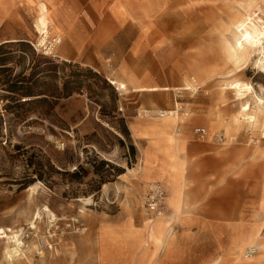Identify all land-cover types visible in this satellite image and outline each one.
I'll return each instance as SVG.
<instances>
[{"label": "rangeland", "instance_id": "rangeland-1", "mask_svg": "<svg viewBox=\"0 0 264 264\" xmlns=\"http://www.w3.org/2000/svg\"><path fill=\"white\" fill-rule=\"evenodd\" d=\"M104 5L107 9L110 2ZM106 9L99 10L94 19L95 25L103 26V33L88 35L86 49L70 61L33 47L37 37L31 9H14L0 28V226L26 228L29 264H40V252L43 259L65 264H71L73 252L78 264H89V257L95 260L93 264H100L99 227L105 224L120 229L129 221L140 227L150 217L144 207L149 186L161 183L168 195L165 183L140 180L138 168L147 142L133 134V122L144 125L148 117L140 114L145 109H178L179 102V113L186 118L180 130L189 140L184 155L189 182L185 194L193 219L189 235L177 242L180 252L164 264H208L219 243L208 231L209 223L215 225L224 243L244 224L258 221L264 137L260 130L248 127L235 131L227 142L225 162H215L221 144L228 140L224 131L214 139L207 134L201 140L193 129L203 126L209 131L216 115L230 119L236 113V96L220 94L226 76L211 77L196 90L132 88L181 85L196 66H212L208 59L218 50V40L207 37L201 42L192 31L197 20L178 16L162 19L160 34L149 43L142 20L120 23ZM202 22L199 18L198 23ZM14 28L17 34L9 33ZM207 32L204 28L201 35ZM6 39L17 40L1 43ZM107 77L132 80L135 86L120 91ZM225 79L249 82L264 97V72L253 63ZM125 113L132 118L127 120ZM120 123L128 137L118 129ZM59 142L66 144L64 150L58 148ZM254 146L260 149L257 155L250 152ZM104 160L122 172L109 168L112 174L101 181L100 172L108 169L102 165ZM39 166L42 177L34 172ZM225 175L242 183L230 185L223 180ZM32 184L37 187L34 193L28 190ZM44 204L57 219L51 221L42 212L37 229H28V219ZM166 210L171 212L167 203Z\"/></svg>", "mask_w": 264, "mask_h": 264}, {"label": "bare ground", "instance_id": "bare-ground-1", "mask_svg": "<svg viewBox=\"0 0 264 264\" xmlns=\"http://www.w3.org/2000/svg\"><path fill=\"white\" fill-rule=\"evenodd\" d=\"M22 5L35 12L33 32L37 41L33 42L34 44L44 46L51 43L52 48L47 52L67 61L71 59L69 50L77 48L80 51L83 47L84 36L64 27L73 22L68 18L62 19V8L54 0H0V10L5 13L12 7ZM110 11L120 23L142 20L145 26L144 37L149 43L160 34L162 19L178 16L197 20L192 31L198 35L201 42L210 37L216 38L219 43L218 50L208 59L212 66L197 64L193 75L184 77L181 85L135 86L132 80L107 77L120 91L128 92L131 85L135 86L132 88L134 91L196 90L200 88V83H206L211 77H229L237 72H244L251 63L264 72V0H114ZM199 18L203 19L200 24ZM204 28H207L208 32L201 35ZM7 41L10 40L3 42ZM226 77H223L220 83V94L225 96L226 93L232 92L239 106L230 119L216 115L208 125L210 139H214L222 130L228 138L221 144L223 149L217 151L219 157L215 162L219 163L225 162V155L229 151L226 148L230 144L227 142L233 139L235 131L248 127L260 130L264 137V97L258 94L249 82L229 80L225 79ZM176 106L178 109H145L140 116L148 117V121L144 125H139V122L133 125V134L147 142L138 168L140 180L146 184L158 181L165 183L168 190L166 203L171 212L167 214L166 211L161 216L149 215L140 227L133 226L130 221L125 222L120 229L102 224L97 238L100 246V264H164L180 252L177 246L179 239L189 235L188 229L193 218L186 201L185 191L189 182L184 158L189 150V140L185 132L180 130L186 118L179 113V102ZM234 152L238 154V151ZM250 152L257 155L260 149L254 146ZM224 179L230 185L242 183L241 179L229 180L226 175ZM36 189L33 184L28 187L31 193ZM258 193L256 191L255 195H259ZM262 195L255 214L258 221L244 224L237 235H230L224 243L220 242L216 227H208L213 239L219 241L217 254L208 264H227L229 260L264 264V225L261 227L264 223V186ZM140 203L143 205V201ZM42 212L51 221L57 219L56 213L44 204L28 219V229H37V222L43 218ZM27 236L25 227L0 226V264L30 263L27 253L31 248L24 241ZM253 247L257 249L258 254L248 256L247 252ZM40 253V258L43 259V252ZM88 259L89 264L95 261L92 257ZM70 260L71 264H78L74 252Z\"/></svg>", "mask_w": 264, "mask_h": 264}, {"label": "crops", "instance_id": "crops-1", "mask_svg": "<svg viewBox=\"0 0 264 264\" xmlns=\"http://www.w3.org/2000/svg\"><path fill=\"white\" fill-rule=\"evenodd\" d=\"M113 1L114 0H54V2L56 4H59L60 7L62 8L61 9V13H63L62 19L68 18L69 20H71L73 22V23H71V25H69V26L65 25L64 27L66 29H71V31L76 33V34L83 35L85 38V40L83 42V47L80 49V51L77 48L72 49L75 53H74V55L70 54L71 55L70 60H74L75 58L80 56L81 51L86 49V47H87L86 40H87L88 35L93 34V33H96V34L97 33H103L102 31H100V29L103 26L102 25L101 26L95 25L96 23L94 22V19H95V16L98 14L97 12L99 10H105L106 9L104 4L110 2V5H111L113 3ZM21 7L26 8L23 5ZM16 8H18V7H12V9L9 10L7 13H5L3 10H0V16L3 15V16H1L2 21L0 22V28L3 27L4 24H6L8 17H10L11 12ZM81 11H82V13H81ZM106 11L113 17V15L110 11V6H109V8L106 9ZM104 17H106V16H104ZM9 33L17 34L16 28H14V30L10 29ZM6 40L15 41L12 39H6ZM3 41L1 43H4ZM134 110H135V108H134ZM128 114L129 113H127V114L125 113L127 120H128V118H132L130 116V114H129V116H128ZM134 123H136V121L133 122V124ZM127 124L130 128L129 122ZM193 134L195 135L194 131H193ZM207 134H208V131H207ZM195 136H197V135H195ZM199 139H201V138H199ZM166 198H167V192H166ZM144 207H145V205H144ZM146 211H147L148 215L154 216L150 212H148L147 209H146ZM166 211L167 210H166V205H165V212ZM211 225H214V224L209 223L208 227H210ZM217 250H218V244L216 245V251H214L215 253H214L213 257L217 254ZM38 254H39V256L41 255V253H38ZM174 257H175V255H173V258ZM36 260H38V259H36ZM230 262H231V260H229V262H227V264H229ZM39 263L40 264H65L63 261H55V260H51V259H41V258H39ZM4 264H16V263L4 262ZM33 264H35V263H33Z\"/></svg>", "mask_w": 264, "mask_h": 264}, {"label": "built area", "instance_id": "built-area-1", "mask_svg": "<svg viewBox=\"0 0 264 264\" xmlns=\"http://www.w3.org/2000/svg\"><path fill=\"white\" fill-rule=\"evenodd\" d=\"M33 47L38 51L40 48H43V50L48 53V49L50 50L52 48L51 43L46 44L44 46H37L36 44L32 43ZM47 49V50H46ZM50 54V53H48ZM122 111L123 108H120ZM195 135H197L199 138L203 139L207 135V129L203 126H198L193 129ZM218 140H222V137H219ZM58 148L61 150H64L66 148V144L64 142L58 143ZM144 205L145 208L154 216H161L165 213V205H166V190L164 186H162L161 183H154L149 186L145 196H144ZM9 231V228H7ZM257 252V249L255 247L249 249L247 252L248 256H252Z\"/></svg>", "mask_w": 264, "mask_h": 264}, {"label": "trees", "instance_id": "trees-1", "mask_svg": "<svg viewBox=\"0 0 264 264\" xmlns=\"http://www.w3.org/2000/svg\"><path fill=\"white\" fill-rule=\"evenodd\" d=\"M118 129L121 130V131L123 132V134H124L125 136L128 137V134H129V133H128V131L123 127L122 123H120V126L118 127ZM133 150H134V149H133ZM31 160H32V159H31ZM30 164H33V161H31ZM102 165H104V166L107 165V166H108V169L106 170V171H107L106 173L100 172V173H102L101 176H100V180H101V181H105V180H107V178L109 177V175L112 174L111 171L109 170V168H113V169L115 170V173H117V174H119V173L122 172L121 169H119V168L113 166V165L111 164V162H109V161H105V160L102 161ZM51 168H52V167H51ZM40 169H41V167L39 166L38 169H35L34 172H37L38 175H39V177H42V176H41L42 174L40 173ZM97 173H98V171H97Z\"/></svg>", "mask_w": 264, "mask_h": 264}]
</instances>
